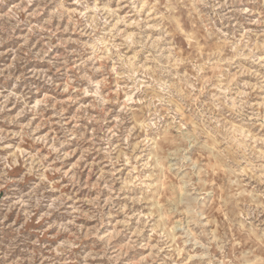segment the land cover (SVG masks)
<instances>
[{
	"label": "rangeland",
	"instance_id": "1",
	"mask_svg": "<svg viewBox=\"0 0 264 264\" xmlns=\"http://www.w3.org/2000/svg\"><path fill=\"white\" fill-rule=\"evenodd\" d=\"M216 2L213 24L226 35L191 63L173 58L166 42L164 0L0 3V38L9 47L0 56V139L20 154L7 170L0 164V240L77 251L91 233L121 241L116 253L131 256L127 264H264V25L255 5ZM37 80L50 90L34 87ZM109 80L105 105L134 113L132 122L111 140L101 137L102 150L90 146L93 128L83 147L58 140L65 116L76 127L96 118V86ZM29 143L50 160L49 188L38 195L39 181L24 191L25 173L10 174L23 167Z\"/></svg>",
	"mask_w": 264,
	"mask_h": 264
},
{
	"label": "clouds",
	"instance_id": "2",
	"mask_svg": "<svg viewBox=\"0 0 264 264\" xmlns=\"http://www.w3.org/2000/svg\"><path fill=\"white\" fill-rule=\"evenodd\" d=\"M48 2L49 0H45L46 6ZM164 2L170 5V7L166 9V20L167 28L171 35L167 38L166 42L173 43L175 46L173 58L182 55L188 63L202 60L203 55L199 49H206V47L224 39L226 34H217L213 24V18L216 16V9L219 7L216 0H164ZM225 2H227V0H225ZM239 2L242 5L248 3L258 7L260 12L256 15V21H258L260 25H264V0H255V3H253V0H239ZM0 3H3V0H0ZM241 12L249 13L245 18H248V21L251 20V13L248 7H242ZM192 34L195 35V39L187 43L188 36ZM10 39L11 37H9V40ZM21 44L22 40L18 39L15 49L23 51V48L20 47ZM28 46L31 47V45ZM0 49H3V51H0V56H5L4 53L9 51L8 41L4 38H0ZM166 67L168 71L171 72L170 65ZM185 67H188V64H185ZM18 68L17 65V69ZM101 75L110 77L111 72L106 70ZM107 85V87L101 85L96 86L94 92V95L97 97L94 101L96 105V118L92 119V122L87 125L85 119H82L80 121V126L76 127L74 123L68 120V116H65L63 119L68 123L57 130L59 134L58 140H66L70 145L79 142L80 146L83 147L89 140L88 129L93 128L94 136L90 146L95 150L97 144H99L102 150L104 143L101 141V137H104L106 140H111L112 137L124 127L123 121H128V123L132 122V117L135 115L134 113H128L126 108L119 110L118 104L105 105L106 96L100 93L104 92L107 94L109 92L112 86L111 80L107 82ZM33 86L44 90H50L47 81L43 83H40L38 80L33 81ZM17 90L19 91V89ZM69 95H72V93L70 92ZM111 99L116 98L112 97ZM77 115L82 117L84 113L82 111ZM113 118H116V124L112 123ZM228 118L233 119L235 117L229 114ZM86 119H91V117ZM105 121L111 126V131L105 127ZM216 128L217 125H211V132L219 136V133L216 132ZM73 133H75V140L73 139ZM207 133L208 130H205L201 134L204 135ZM123 135L124 133L121 132L122 143ZM27 139L30 141L31 136H28ZM56 142V140L53 141V143ZM221 146L223 147V144H221ZM28 147L29 152L23 154V167L15 168L10 174L19 177L22 172L25 173L24 191L30 190L39 181V187H37L36 192L32 194L38 195L41 191H46L49 188L48 180L45 177L50 170V160L45 157V151L40 144L29 143ZM45 147H48L47 144H45ZM0 148L5 149L7 152L6 156L4 152H0V164H3L5 170H7L12 167L14 161L20 159V154L13 151L12 148L9 147V143L3 139H0ZM96 154L99 155L98 152ZM59 155L62 156L63 153L61 152ZM51 156L52 153L49 149L48 157ZM56 159H58V157ZM28 168L32 169L30 174L27 173ZM5 170H0V181L6 179ZM48 178L50 179L51 177ZM2 186L3 184L0 183V187ZM48 195H55V193H48ZM25 199L31 202L32 196H26ZM16 203L22 202L17 201ZM44 203L47 204V200H45ZM102 209L103 200H98L97 207L93 212L96 216L97 226L101 223V215H103ZM40 211L43 212L44 209L41 208ZM55 218L62 219V217L59 216ZM53 231H56V229L53 228ZM93 231H96V229L94 228ZM105 232H107V229H105ZM88 236L89 240L87 244H84V246L80 247L77 251L61 247L60 244L54 241L50 242L47 248H40L36 246L35 242H31L30 246H25L18 243L16 238L11 240H0V264H127V261L131 259V256L126 259H119L116 249L121 241L110 243L107 238L101 240L99 237H96L93 239L91 233H89ZM84 237L85 233L83 230L77 233L76 238L81 244L84 243ZM259 255L264 256V254ZM249 260L251 261L252 257H249Z\"/></svg>",
	"mask_w": 264,
	"mask_h": 264
}]
</instances>
